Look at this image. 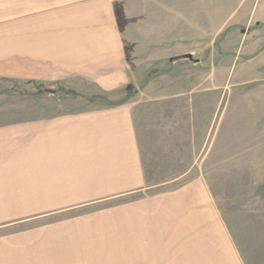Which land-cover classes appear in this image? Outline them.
<instances>
[{
    "label": "rangeland",
    "instance_id": "374dc122",
    "mask_svg": "<svg viewBox=\"0 0 264 264\" xmlns=\"http://www.w3.org/2000/svg\"><path fill=\"white\" fill-rule=\"evenodd\" d=\"M257 1L0 0V124L135 100L147 172L106 200L0 208V264H264V47L239 44ZM89 20L92 80L60 45Z\"/></svg>",
    "mask_w": 264,
    "mask_h": 264
},
{
    "label": "crops",
    "instance_id": "0c3cea01",
    "mask_svg": "<svg viewBox=\"0 0 264 264\" xmlns=\"http://www.w3.org/2000/svg\"><path fill=\"white\" fill-rule=\"evenodd\" d=\"M92 22L75 26L73 30L81 31V36L60 44L78 48L64 53L65 68L78 69L81 74L75 77L88 80L99 70L95 69L99 62L95 48L105 45L104 40L91 37L97 28ZM241 25L246 30L239 37L241 46L249 47L250 52L264 47V0L257 1ZM235 60L245 58L239 54ZM99 77L101 90L112 91L120 76L118 71ZM82 91L97 93V89ZM135 106V100L116 105L96 103L0 124V208L75 207L81 200H106L144 190L147 172Z\"/></svg>",
    "mask_w": 264,
    "mask_h": 264
},
{
    "label": "water",
    "instance_id": "95a60500",
    "mask_svg": "<svg viewBox=\"0 0 264 264\" xmlns=\"http://www.w3.org/2000/svg\"><path fill=\"white\" fill-rule=\"evenodd\" d=\"M48 92H51V93H54L55 92V90H53V89H46Z\"/></svg>",
    "mask_w": 264,
    "mask_h": 264
}]
</instances>
